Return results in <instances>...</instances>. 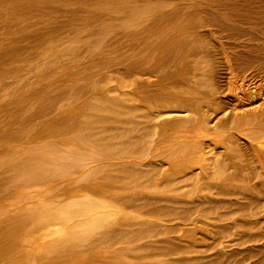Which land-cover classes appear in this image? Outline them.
Segmentation results:
<instances>
[{
	"label": "bare ground",
	"instance_id": "bare-ground-1",
	"mask_svg": "<svg viewBox=\"0 0 264 264\" xmlns=\"http://www.w3.org/2000/svg\"><path fill=\"white\" fill-rule=\"evenodd\" d=\"M0 264H264V0H0Z\"/></svg>",
	"mask_w": 264,
	"mask_h": 264
}]
</instances>
